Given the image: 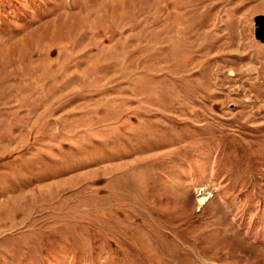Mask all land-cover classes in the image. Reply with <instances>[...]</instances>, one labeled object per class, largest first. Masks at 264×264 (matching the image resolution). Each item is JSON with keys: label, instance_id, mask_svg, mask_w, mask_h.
Wrapping results in <instances>:
<instances>
[{"label": "rangeland", "instance_id": "1", "mask_svg": "<svg viewBox=\"0 0 264 264\" xmlns=\"http://www.w3.org/2000/svg\"><path fill=\"white\" fill-rule=\"evenodd\" d=\"M264 0H0V264H264Z\"/></svg>", "mask_w": 264, "mask_h": 264}, {"label": "water", "instance_id": "2", "mask_svg": "<svg viewBox=\"0 0 264 264\" xmlns=\"http://www.w3.org/2000/svg\"><path fill=\"white\" fill-rule=\"evenodd\" d=\"M254 37L257 41L264 44V14H258L253 18Z\"/></svg>", "mask_w": 264, "mask_h": 264}]
</instances>
